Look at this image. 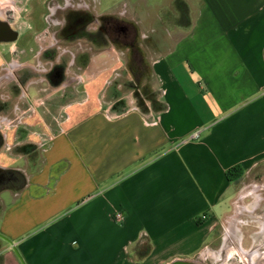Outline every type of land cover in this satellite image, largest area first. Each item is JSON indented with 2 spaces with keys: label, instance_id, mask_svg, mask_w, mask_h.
<instances>
[{
  "label": "crops",
  "instance_id": "obj_1",
  "mask_svg": "<svg viewBox=\"0 0 264 264\" xmlns=\"http://www.w3.org/2000/svg\"><path fill=\"white\" fill-rule=\"evenodd\" d=\"M183 1L144 49L165 106L148 120L104 99L120 49L58 33L71 6L133 18L142 42L163 6L0 0V173L18 177L0 179V264H264V0Z\"/></svg>",
  "mask_w": 264,
  "mask_h": 264
},
{
  "label": "flooded vegetation",
  "instance_id": "obj_2",
  "mask_svg": "<svg viewBox=\"0 0 264 264\" xmlns=\"http://www.w3.org/2000/svg\"><path fill=\"white\" fill-rule=\"evenodd\" d=\"M144 18L147 16V7L142 10ZM179 13V11H177ZM64 25L61 27L58 33L61 39L75 38L79 40H92L98 44H105L106 46L112 45L113 47L120 49L121 54L124 56L123 61L128 63L137 62L142 64L145 55V51L140 52L143 48L142 43L147 40V36L142 37V42H134L137 30L134 26V19L127 18L126 15L105 17L95 15L94 13L87 11L79 7H68L63 12ZM169 15L165 13L159 17V22L163 23ZM177 21L180 20V16L176 17ZM90 25L96 26V29L89 30ZM3 30L0 28V33ZM146 43V42H145ZM146 48V46H144ZM141 53V54H140ZM85 54H82L84 56ZM0 179L4 182L17 180L18 177L10 173H0Z\"/></svg>",
  "mask_w": 264,
  "mask_h": 264
},
{
  "label": "rangeland",
  "instance_id": "obj_3",
  "mask_svg": "<svg viewBox=\"0 0 264 264\" xmlns=\"http://www.w3.org/2000/svg\"><path fill=\"white\" fill-rule=\"evenodd\" d=\"M174 1L175 0H147V4H151L152 2L154 3V6H163L160 11V15L165 13L169 16L163 21V23H160L155 19V21H152L154 30L152 32H148V40L145 41L146 43H142L141 47L143 48L141 49L144 50V46H146L148 49H152V51H154L155 46L157 43H159L160 39L165 37L168 38V36L172 37L175 34V29L178 27L177 25L179 23L181 24L186 22V20L180 19L177 21V19H175L180 15L175 10ZM123 57L124 56L122 55V59ZM79 62L80 61H78L77 65H80ZM152 71V60L150 58H147L142 65H138L135 61L131 64H126V62L123 60L117 65L115 64L111 68L110 76H108L109 83L106 85L104 99L112 106L123 104L124 106H121V109L133 107L135 104H137L135 96V84L137 83V87L140 86V83L148 84V79L150 78L149 73ZM29 160L30 162L35 163V165L41 162L39 155L37 153L35 154V152L30 154ZM23 163V160H19L17 162L19 165H22Z\"/></svg>",
  "mask_w": 264,
  "mask_h": 264
},
{
  "label": "trees",
  "instance_id": "obj_4",
  "mask_svg": "<svg viewBox=\"0 0 264 264\" xmlns=\"http://www.w3.org/2000/svg\"><path fill=\"white\" fill-rule=\"evenodd\" d=\"M175 10L179 11L180 19L181 20H187V5L183 0H175ZM145 61H143L142 64H144ZM138 64V65H142ZM132 72V71H131ZM152 80L151 78L148 79V84L144 83L141 84L140 86L137 87V83L135 84L136 88V103L134 107L143 115L145 116L148 120L151 116H157L159 113H161L164 109V104L161 101L160 92L158 90H155L152 85ZM123 104H117L116 106H112L111 110L113 111V114H121L125 111H127L130 108H122ZM243 174V168L241 165L237 164L234 166H231L230 168L227 169L225 175L226 178L229 181L237 180L238 178L241 177ZM7 185V184H3ZM0 186V190L4 186ZM7 188H11V185L6 186ZM151 250V244L149 239L146 236H141L137 243L134 245L132 249V255L135 260L139 261L145 258Z\"/></svg>",
  "mask_w": 264,
  "mask_h": 264
},
{
  "label": "water",
  "instance_id": "obj_5",
  "mask_svg": "<svg viewBox=\"0 0 264 264\" xmlns=\"http://www.w3.org/2000/svg\"><path fill=\"white\" fill-rule=\"evenodd\" d=\"M166 264H203V263L194 259H174Z\"/></svg>",
  "mask_w": 264,
  "mask_h": 264
},
{
  "label": "built area",
  "instance_id": "obj_6",
  "mask_svg": "<svg viewBox=\"0 0 264 264\" xmlns=\"http://www.w3.org/2000/svg\"><path fill=\"white\" fill-rule=\"evenodd\" d=\"M196 137H197V134H193L191 136V138H196ZM114 219L116 221H121L123 219V215L120 212H116L115 215H114Z\"/></svg>",
  "mask_w": 264,
  "mask_h": 264
}]
</instances>
